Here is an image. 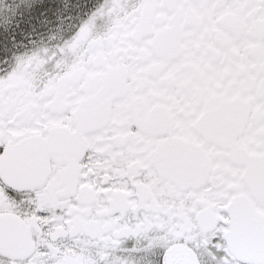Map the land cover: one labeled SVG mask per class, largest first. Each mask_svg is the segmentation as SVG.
I'll return each instance as SVG.
<instances>
[{"label": "snow or ice", "instance_id": "6c2138e0", "mask_svg": "<svg viewBox=\"0 0 264 264\" xmlns=\"http://www.w3.org/2000/svg\"><path fill=\"white\" fill-rule=\"evenodd\" d=\"M0 264H264V0H0Z\"/></svg>", "mask_w": 264, "mask_h": 264}]
</instances>
